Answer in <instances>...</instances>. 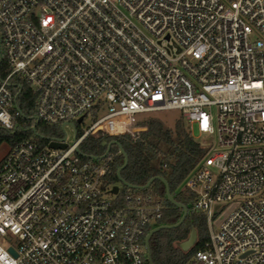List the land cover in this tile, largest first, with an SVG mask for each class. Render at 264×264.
Returning a JSON list of instances; mask_svg holds the SVG:
<instances>
[{
	"label": "built area",
	"instance_id": "obj_1",
	"mask_svg": "<svg viewBox=\"0 0 264 264\" xmlns=\"http://www.w3.org/2000/svg\"><path fill=\"white\" fill-rule=\"evenodd\" d=\"M0 64V136L20 129L21 83L36 122L76 131L0 160V264H148L162 201L112 194L110 152L76 151L165 111L217 136L182 185L208 234L192 264H264V0H0Z\"/></svg>",
	"mask_w": 264,
	"mask_h": 264
},
{
	"label": "trees",
	"instance_id": "obj_2",
	"mask_svg": "<svg viewBox=\"0 0 264 264\" xmlns=\"http://www.w3.org/2000/svg\"><path fill=\"white\" fill-rule=\"evenodd\" d=\"M0 64V71H1ZM36 95L31 88L21 83V90L16 99L19 110L17 123L19 128L13 134L3 133L0 136V147H13L25 139H33L45 146L47 139L62 138L59 126H47L34 120V104ZM139 126L143 131L133 136H118L109 138L103 135L87 137L78 147L85 155H102L106 148L102 142L117 141L127 155V165L121 171V178L133 186H143L153 177H162L169 185L170 193L176 202L183 204L188 214L184 222L175 229L161 230L152 235L149 241L150 255L153 264H191L194 253L203 248L208 240L205 215L191 212L192 194L182 188L186 177L195 170L206 150L194 141L182 118L175 121L172 128L152 115L146 117ZM35 127V132L32 128ZM112 162L109 174L105 180L109 186H117V171L123 164V157L118 147L111 146ZM144 192H152L160 198L163 204V216L158 225H173L177 223L182 211L171 205L166 197L164 186L154 181ZM191 229L196 232L194 246L184 252L179 248L185 241Z\"/></svg>",
	"mask_w": 264,
	"mask_h": 264
},
{
	"label": "water",
	"instance_id": "obj_3",
	"mask_svg": "<svg viewBox=\"0 0 264 264\" xmlns=\"http://www.w3.org/2000/svg\"><path fill=\"white\" fill-rule=\"evenodd\" d=\"M82 121V118H79L76 120V123L79 124L80 122ZM74 138L76 136V131L74 129ZM116 146L118 147L119 149V152L120 154L122 155L123 157V164L122 166L118 169L117 171V178H118V182L121 183L123 186L127 187V188H130V189H133V190H144L146 188H148L154 181H159L163 184L164 186V190H165V197L167 199V201L175 206L176 208L180 209L182 211V215L179 219V221L173 225H160V226H157L155 228H153L152 230L149 231V233L146 235V238H145V251H146V258H147V262L148 264H153L152 263V259H151V255H150V249H149V241H150V238L152 237L153 234H155L156 232L158 231H161V230H170V229H175L177 227H179L185 220L187 214H188V210L187 208L181 204V203H178L174 200L173 198V195L170 193V190H169V185L168 183L166 182V180L162 177H153L151 178L145 185L143 186H133L131 184H128L126 183L122 178H121V171L126 167L127 165V155L125 154V152L123 151V149L121 148L120 144L117 142V141H111L109 143H106L105 141L102 142V146H104L106 148V151H105V154L108 153L110 151V148L111 146ZM48 147L51 148V149H65L66 145L62 142H50L48 144ZM77 153H79V151L77 150L76 151ZM117 190H118V186H114L111 190V193L112 194H116L117 193ZM196 241V232L194 229H191L190 233H189V236L188 238L183 241L182 243H180L179 245V248L186 252L187 250H189L193 244L195 243ZM12 252V250H10Z\"/></svg>",
	"mask_w": 264,
	"mask_h": 264
},
{
	"label": "rangeland",
	"instance_id": "obj_4",
	"mask_svg": "<svg viewBox=\"0 0 264 264\" xmlns=\"http://www.w3.org/2000/svg\"><path fill=\"white\" fill-rule=\"evenodd\" d=\"M148 116H150V115H139V116H136L134 118V121L136 123L142 122ZM152 116L158 118L159 120H161L164 123V125L167 126L168 128H172L174 123H175V121L178 120L179 118H182L181 117V113L179 111L158 112V113L152 114ZM98 117H99V115H97V118ZM95 118H96V116H91V115L86 116V118L83 121V125H81V126L77 125L78 133H80L84 128L90 126V124L93 122V120H95ZM139 130L143 131L144 128H141ZM62 132H64V134H66L68 136L69 143L72 142L73 136H74L73 128H71L70 126H66L64 131H62ZM192 138L200 146L205 145V144H209V143H212L213 147L217 146L216 145V142H217L216 134L211 135V136L210 135H205V134H199L197 129H196V127H194V129L192 131ZM7 151H8L7 145L4 144V145H2L0 147V160L4 157V155L7 153ZM117 186L123 188V185L121 183H119V182L117 183ZM191 264H192V262H191Z\"/></svg>",
	"mask_w": 264,
	"mask_h": 264
},
{
	"label": "snow or ice",
	"instance_id": "obj_5",
	"mask_svg": "<svg viewBox=\"0 0 264 264\" xmlns=\"http://www.w3.org/2000/svg\"><path fill=\"white\" fill-rule=\"evenodd\" d=\"M44 23H45V25H47L49 23V21L48 20H45ZM246 87H248V86L246 85ZM133 107H135V105H133ZM204 126H205V128L207 127V123L206 122H205V125Z\"/></svg>",
	"mask_w": 264,
	"mask_h": 264
},
{
	"label": "flooded vegetation",
	"instance_id": "obj_6",
	"mask_svg": "<svg viewBox=\"0 0 264 264\" xmlns=\"http://www.w3.org/2000/svg\"><path fill=\"white\" fill-rule=\"evenodd\" d=\"M193 246H194V244H193ZM193 246H192V247H193ZM192 247H191V248H192ZM191 248H190V249H191ZM190 249H189V250H190ZM187 251H188V250H187Z\"/></svg>",
	"mask_w": 264,
	"mask_h": 264
}]
</instances>
